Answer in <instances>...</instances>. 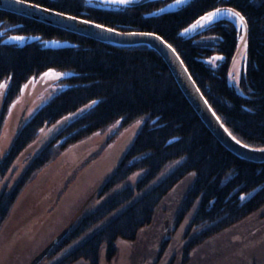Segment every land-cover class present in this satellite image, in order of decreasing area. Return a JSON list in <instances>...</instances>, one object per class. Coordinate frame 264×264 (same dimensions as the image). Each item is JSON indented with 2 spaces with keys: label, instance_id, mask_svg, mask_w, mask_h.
Masks as SVG:
<instances>
[{
  "label": "trees",
  "instance_id": "obj_1",
  "mask_svg": "<svg viewBox=\"0 0 264 264\" xmlns=\"http://www.w3.org/2000/svg\"><path fill=\"white\" fill-rule=\"evenodd\" d=\"M118 31L153 33L180 57L203 97L241 143L264 147V0H192L174 11L171 0H142L124 7L103 6L87 0H21ZM239 11L246 19L245 64L239 91L227 83L237 49V29L221 19L190 37L180 32L215 9ZM39 35L69 41L62 47L38 42L5 43V35ZM223 57L216 67L206 63ZM49 69L72 71L71 84L17 126L8 152L0 157L4 180L24 154L33 157L14 185L0 191V229L25 185L71 146L118 124L119 131L144 123L119 164L91 197L97 205L84 209L69 232L40 264L111 263L118 241L135 242L150 226L163 200L190 174L175 222L191 213L181 254L262 211L264 164L241 160L222 147L189 105L168 67L145 46L113 47L89 38L0 11V85L7 81L0 111V135L11 104L32 77ZM82 115L66 121L79 110ZM23 119V118H21ZM177 166L160 182H153L169 165ZM142 175L132 184V176ZM165 245V244H164ZM163 245L162 248L165 246ZM164 249L160 252V256Z\"/></svg>",
  "mask_w": 264,
  "mask_h": 264
},
{
  "label": "rangeland",
  "instance_id": "obj_2",
  "mask_svg": "<svg viewBox=\"0 0 264 264\" xmlns=\"http://www.w3.org/2000/svg\"><path fill=\"white\" fill-rule=\"evenodd\" d=\"M87 1L98 2L103 6L124 7L142 0ZM191 1L171 0L166 3L164 10L174 11ZM228 9L223 8V14L212 22L199 19V24L198 21L195 22L180 32V35L184 38L190 37L221 19L232 21L238 33L237 49L228 71L227 83L239 91L238 85L246 58L245 29L227 14ZM242 36L244 40H241ZM2 40L18 45L35 41L44 47L54 48L70 45L69 41L43 39L39 35L11 34L5 35ZM222 59V56L214 55L205 62L216 67ZM73 75L75 73L72 71L49 69L32 77L23 85L20 95L9 107L3 124L0 135L1 158L8 152L21 118L23 124L52 97L70 87L71 84L65 79ZM6 85L7 81L0 85V111ZM88 109L89 107H85L79 110L66 121L82 115ZM143 123V120H138L120 131L118 124L113 125L105 132L94 134L71 146L37 172L20 192L8 219L0 229V264H29L61 231L69 224H74L75 219L85 208L93 209L97 201L91 194H94L111 175ZM33 154L34 150L24 152L15 163L12 172L4 180H0V191L4 185L8 188L13 187L15 179ZM177 164L167 166L153 185L166 177ZM141 175L142 173L132 176L115 191L132 185ZM192 179L193 175L190 174L172 190L158 207L152 224L139 232L135 242L118 241L115 259L111 263H106L101 255L100 264H264L262 211L204 241L191 251L188 261L183 262L181 250L193 212L179 225L175 220Z\"/></svg>",
  "mask_w": 264,
  "mask_h": 264
},
{
  "label": "water",
  "instance_id": "obj_3",
  "mask_svg": "<svg viewBox=\"0 0 264 264\" xmlns=\"http://www.w3.org/2000/svg\"><path fill=\"white\" fill-rule=\"evenodd\" d=\"M0 11L31 19L113 47L145 46L156 52L168 67L189 105L218 143L241 160L254 164H264V151H260L264 147L247 146L228 131L203 97L178 54L158 35L148 32L118 31L105 26L98 27L99 24L61 14L41 6L36 7L34 4L21 0H0ZM22 121L23 119L20 120L19 126ZM72 226L71 223L61 231L29 264H39L66 236Z\"/></svg>",
  "mask_w": 264,
  "mask_h": 264
},
{
  "label": "snow or ice",
  "instance_id": "obj_4",
  "mask_svg": "<svg viewBox=\"0 0 264 264\" xmlns=\"http://www.w3.org/2000/svg\"><path fill=\"white\" fill-rule=\"evenodd\" d=\"M121 2H126V0H121ZM177 2H180V0H177ZM36 7H40V5H36ZM223 14V10L220 8L215 9L213 12H208L205 16L200 17V21H208L212 22L215 18L221 16ZM227 14L233 17L236 22L241 25V27L246 28V19L245 16L242 15L239 11H236L235 9H228ZM200 21L197 23L199 24ZM98 27H103V25H99ZM111 31V29H110ZM241 40H244V37H241ZM260 151H264V149H261Z\"/></svg>",
  "mask_w": 264,
  "mask_h": 264
}]
</instances>
